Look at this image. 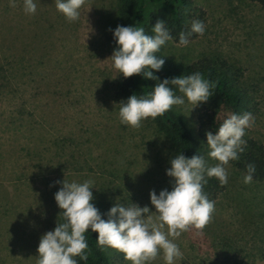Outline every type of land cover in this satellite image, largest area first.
<instances>
[{
    "label": "rangeland",
    "instance_id": "rangeland-1",
    "mask_svg": "<svg viewBox=\"0 0 264 264\" xmlns=\"http://www.w3.org/2000/svg\"><path fill=\"white\" fill-rule=\"evenodd\" d=\"M14 2L0 0V264H37L40 238L60 213L57 182L90 180L111 207L134 203L155 212L150 192L172 190L166 171L177 154L148 120L138 129L122 124L112 102L119 71L107 36L116 0H86L72 22L55 0H34V15L23 0ZM193 4L205 12L204 34L187 46L167 41L162 56L190 64L218 53L264 86V9L249 0ZM183 98L174 110L196 136L208 104ZM225 167L227 187L211 222L202 234L190 228L173 241L183 253L174 264H218L226 256L264 264V183H244ZM105 253L109 264H131L119 251ZM150 264H166L163 251Z\"/></svg>",
    "mask_w": 264,
    "mask_h": 264
},
{
    "label": "clouds",
    "instance_id": "clouds-1",
    "mask_svg": "<svg viewBox=\"0 0 264 264\" xmlns=\"http://www.w3.org/2000/svg\"><path fill=\"white\" fill-rule=\"evenodd\" d=\"M85 3L86 0H55L57 11L69 22L79 19L80 9ZM23 4L26 14L36 13L34 0H23ZM10 6H16L14 0H10ZM152 31L154 35H146L143 27L119 25L114 30L113 37L117 47L109 58L113 67L124 78L142 75L147 79L158 80L152 70L160 71L165 60L158 58L155 53L172 36L165 27L164 20L158 19ZM204 31V23L194 20L190 32L180 33L179 44L187 46L189 36L193 33L203 35ZM169 85L175 86L183 96H177ZM212 88H215V83L199 72L164 79L146 96L131 95L119 109L120 122L138 129L142 126V120H155L170 111L174 105H183V97L194 107L200 102H207L213 95L210 91ZM253 123L251 113L232 114L223 121L218 132H206L210 149L208 155L218 161L214 166H209L200 155L186 158L178 154L171 159V167L166 174L174 178L172 190L164 189L159 195L155 190L150 192L155 212H150L147 206L141 208L132 203L126 207L116 203L106 214L108 219L105 220L91 203L94 199L91 191L93 181L57 182L63 185L55 193V201L61 209L60 215L64 222L57 223L54 230L41 236L37 248V264H77L75 257L87 261L89 246L85 234L89 229L98 233L97 245L101 251L108 248L119 251L131 264H150L161 251L166 264H174L176 259H182L183 253L173 241L190 228L195 229L198 235L202 234L215 211V202L204 192V185L207 183L205 177L217 178L221 186L228 183L225 166L230 161L239 159V153L244 151L242 145L246 146V141L242 139L245 129L250 128ZM247 169L244 183H251L255 166L248 164Z\"/></svg>",
    "mask_w": 264,
    "mask_h": 264
},
{
    "label": "trees",
    "instance_id": "trees-1",
    "mask_svg": "<svg viewBox=\"0 0 264 264\" xmlns=\"http://www.w3.org/2000/svg\"><path fill=\"white\" fill-rule=\"evenodd\" d=\"M249 1L264 9V0ZM158 19L165 21V27L169 30L172 40L179 43L180 33L190 32L194 20L205 23V12L194 6L193 0H116V19L112 31H109L107 36L110 50L113 52L117 47L113 32L118 25L143 27L146 35H154L152 28ZM198 36L199 34L193 33L188 39L194 40ZM155 55L165 60L160 71L152 70L158 80L147 79L142 75L124 78L119 72L114 78L112 102L121 107L131 95L146 96L164 79L201 73L204 78L215 83V88L210 89L213 95L209 97L208 105L197 119L196 136L174 110V106L163 116H158L155 120L152 118L146 120L170 142L177 155L182 154L186 158L200 155L209 166H213L214 159L208 155L210 149L207 145L206 132L212 131L213 134L218 132L223 121L232 114L251 113L254 123L245 129V135L242 137L246 141V146L242 145L244 151L239 153L238 160H232L228 165L234 175L245 177L248 174L247 165L253 164L255 172L252 174V182L264 183V86L246 81L245 70L218 53L204 55L190 64L168 60L160 51ZM169 87L176 95H182L175 86ZM205 179L207 183L204 185V192L215 202L227 186H221L215 177L206 176ZM91 190L94 197L91 203L99 210L101 218L107 220L106 214L111 209L110 196L97 187ZM58 215L56 222L53 223V229L57 223L64 222L62 215L60 213ZM97 236L98 233L92 232L91 229L87 231L85 237L89 246L88 260L75 257L77 264H109L105 251H101L97 245ZM218 264L238 263L226 256Z\"/></svg>",
    "mask_w": 264,
    "mask_h": 264
}]
</instances>
